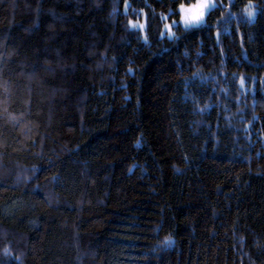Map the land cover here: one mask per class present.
<instances>
[{"label":"trees","instance_id":"obj_1","mask_svg":"<svg viewBox=\"0 0 264 264\" xmlns=\"http://www.w3.org/2000/svg\"><path fill=\"white\" fill-rule=\"evenodd\" d=\"M195 1L0 0V264H264V0Z\"/></svg>","mask_w":264,"mask_h":264},{"label":"rangeland","instance_id":"obj_2","mask_svg":"<svg viewBox=\"0 0 264 264\" xmlns=\"http://www.w3.org/2000/svg\"><path fill=\"white\" fill-rule=\"evenodd\" d=\"M199 2H202V0H196L195 2H192L191 4L183 3V4L180 5L179 9H180V13H181V18H180L179 23H181L182 25L185 26L184 17H186V16L187 17H191L193 15L198 14V9H195L192 6L193 5H196ZM218 3H219V0H215V5L214 6H216ZM250 4H253V3L251 2ZM214 6L213 7H210L208 10H206V13H205V16H204V19H203L202 22H193V24L191 26H189V27L202 25L203 22L206 21L207 15L209 14V11L211 9H213ZM255 15H256V10H255ZM254 18H255V16H254ZM254 18H252V20ZM177 23H178L177 21H173V22L168 21L165 24V28H164V30L162 32V35H166V36L173 37V35L175 33V25ZM134 24L137 25V26H139L143 30L146 29V19L145 18L143 20L134 21V23H132V26H134Z\"/></svg>","mask_w":264,"mask_h":264},{"label":"snow or ice","instance_id":"obj_3","mask_svg":"<svg viewBox=\"0 0 264 264\" xmlns=\"http://www.w3.org/2000/svg\"><path fill=\"white\" fill-rule=\"evenodd\" d=\"M215 5V0H202V2L197 3L196 5H193L192 7L195 9H198V14L193 15L191 17H184L185 20V27H189L193 24V22H202L206 13V10H208L210 7H213ZM247 16L251 20L255 16V9L252 4L248 6V9L246 10ZM166 243H168L166 241Z\"/></svg>","mask_w":264,"mask_h":264}]
</instances>
